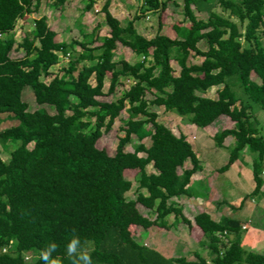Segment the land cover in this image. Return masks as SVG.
<instances>
[{"label":"trees","instance_id":"trees-1","mask_svg":"<svg viewBox=\"0 0 264 264\" xmlns=\"http://www.w3.org/2000/svg\"><path fill=\"white\" fill-rule=\"evenodd\" d=\"M66 1L55 0L54 7L63 10ZM99 2L109 28L99 48H90L100 40L97 28L84 34L83 43H61L47 19L40 18L33 21L30 37L17 46L25 51L24 58L13 59L18 23L38 12L41 0H0V115L17 122L0 132V144L7 148L10 142L19 143L9 161L0 158V264H43L40 250L53 242L59 264H72L66 245L74 235L93 242V264H264V255L243 248L240 221L223 217L216 222L208 213L195 212L192 223L171 202L192 196L189 185L201 165L187 138L177 136L150 110L163 107L202 130L230 119L234 128L213 137L217 148L230 150L220 172L228 171L248 149L254 156L255 182L248 197L264 199V137L252 121L251 105L234 91L239 86L264 111V42L259 37L264 32V0H183L184 22L172 27L174 39L162 31L166 12L179 7L176 0H138V12L125 27L110 12L112 0H87L84 10L91 12ZM213 3L224 15L209 8ZM193 7L208 9V19L199 20ZM149 16L159 22L152 39L135 28L136 21ZM202 42L206 50L200 48ZM118 45L142 60L134 65L115 61ZM61 56L68 66L52 77ZM191 58L203 61L194 64ZM173 63L180 68L179 76ZM44 78L51 80L46 83ZM123 78L132 81L123 96L100 101L106 96V80L113 95ZM26 87L38 106L51 107L55 114L46 109L29 112L23 101ZM219 87L217 99L204 97ZM123 113L128 117L110 156L98 143ZM134 137L138 146L126 152ZM227 139L233 140L232 148L225 145ZM187 162L191 169H184ZM150 165L155 173L147 172ZM132 172L139 190L145 191L136 200L127 199L133 184L126 175ZM139 206L155 219L144 217ZM171 216L174 228L184 224L202 234L199 244L209 252V261L199 256L197 262L167 259L137 242L138 229L170 231Z\"/></svg>","mask_w":264,"mask_h":264},{"label":"rangeland","instance_id":"rangeland-1","mask_svg":"<svg viewBox=\"0 0 264 264\" xmlns=\"http://www.w3.org/2000/svg\"><path fill=\"white\" fill-rule=\"evenodd\" d=\"M176 2L179 3V7H172V9H169L163 19L164 26L166 27L163 29V33H168V35H170L172 38H176V35L172 29L174 24L184 22L183 0H176ZM55 4V0H41V5L38 12L27 16V19L18 23L17 29L15 31V38L17 41V45L15 46L16 50H14L11 55L13 59L24 58L25 51L23 49H17V46L23 42L25 36L30 37V33L33 29V21L36 19L46 18L47 24L50 26L51 30H53L58 35V41L61 43H83L86 41L84 39V34H90L93 30H96V28V32L99 34H104L102 29L109 33V28L106 26L105 22V15L101 12L103 7L102 3H100L101 5L94 6L91 12H86L84 10L87 5V0H67L63 6V10L54 7ZM111 4L112 6H110V8H113L114 15L120 19V23L123 27L127 26L128 22L134 19L139 9L137 0H113ZM210 7H213L212 10L214 12L223 14L222 10L217 7L216 4L213 3V5L209 6V8ZM193 10L195 16L199 20L206 21L208 19V12H210L208 9L201 12V10L193 7ZM158 28L159 22L157 16L143 18L136 24L137 32L141 31V33L149 31L152 35H155L158 32ZM259 37L261 41L264 42V32L259 33ZM101 44L102 41H98L95 44H92L90 48H99ZM200 48L202 50H206L207 46L204 42H202L200 44ZM75 50L80 51V48L75 47ZM95 53L97 55L100 53V51L97 49ZM134 55L135 54H133L131 50L123 47L122 45H118L117 50L115 51L114 60L117 62L127 61L131 64H136L141 61L140 58H137ZM202 61L203 59L201 58H191L190 60V62L194 64H201ZM67 66L68 60L61 56L60 64L52 69V77L60 73ZM173 68L175 71L174 75L179 76L180 68L174 63ZM252 79L256 82H259V80L254 75ZM42 80L48 83L51 78H44ZM92 84H94V80H92ZM131 85V80L123 78L121 79L120 85L116 89V92L113 95H109V80L107 79L106 85L104 87V93L106 96L102 97L100 101H116L119 97L123 96V94L131 87ZM222 88L223 87L212 88L204 95V97L217 99L218 91ZM234 91L237 96L251 105L252 111L250 114L252 115V121L255 123L257 130L259 131V135L264 137V111H262L259 106L249 101L248 97L244 94L243 90L239 86L234 87ZM147 99L148 101H151L154 99V97L149 94ZM23 101L27 103L29 112H35L39 109H46L49 114H55V110L53 108L47 106H38L36 104L33 91L30 87H26L24 89ZM150 110L151 112H154L158 115L159 122L167 125V127L170 128L177 136L184 135L187 138V141L191 143L195 153L200 156L198 158L202 161H205V168H218L220 170L227 165L230 159V150L228 148H217L213 137L220 131L234 128V123L230 119L223 118L212 127L202 130L196 128L195 126L189 125L182 118H179L175 114L167 113L161 107L152 106L150 107ZM127 117V114L123 113L121 118L116 121L112 131L108 134H105L98 143V148L105 150L110 156L115 154L118 144V136L120 134L119 129L123 125L122 120H126ZM0 121V132L17 124L16 121L11 122L7 118V115H0ZM143 143H145L146 146H149L150 140H145ZM138 144L137 138L134 137L132 139V143L126 147V152H134ZM225 145L232 148L234 145L233 140L227 139ZM18 146V142H10L7 145V148L2 147L0 144V158L5 162L9 161L11 153ZM31 147L32 146H30V148ZM140 156L144 157V155ZM243 159L250 164L247 168L244 167L245 165L242 161ZM253 160L254 156L249 152L248 149H246L244 150V153H242V159L238 161L236 166L231 168L230 171L223 172L222 175L219 170L214 172L215 175H208L210 171H206L207 175L205 174V176L202 175L204 177L199 176V178H196L197 182L207 185L208 189L210 190L209 193L211 192V195L208 194V198L199 197L200 199H198L196 193L197 191L193 190L192 188L191 192L193 196L172 199L171 202L175 203L178 207L189 205L191 207V212L201 213L205 211V213H207L209 211L212 213L214 221H219L222 215H227L230 213L233 214L231 217L232 219H236L245 225L243 226L242 232L243 248L247 251L264 255L263 239L258 241V250L251 249V243L249 242L250 236H261L262 233L260 232L264 231V199H260L258 197H247L245 200V194L251 192L255 186L252 174ZM200 163L202 162L200 161ZM191 168L192 165L190 162H187L184 169ZM147 172L155 173V169L152 165L147 168ZM220 176L227 180L225 181V185L229 186L231 191L233 190L235 194L239 196V201L236 202V199H234L232 202L235 206L227 205V207L221 204V197H224L225 199L226 196H228L226 195L228 191L222 188V186H217L216 182L219 180L218 178H220ZM216 177L218 180H216ZM126 178L133 184L132 190L127 194V199L136 200L138 193H144L145 191L139 190L138 177L135 172L127 173ZM201 188L204 189L205 186H202ZM195 189L197 190L196 187ZM242 199L244 200V207H241V204L243 203ZM139 209L144 217L150 218L152 220L155 219L153 212L141 206H139ZM182 210L185 217V214H190V211L187 209ZM190 215L186 218L194 223V217H190ZM167 221L168 223H171L172 221L174 222V216L169 217ZM182 225L183 227H180L179 230H175L176 232L163 231L158 228H152L147 232L143 231L142 229H138L135 239L140 245L159 251L161 255L167 259L183 258L189 262H197L199 256L202 259L209 261L211 257L209 252L199 244L202 239V234L200 232L194 233L193 231L189 230L186 225Z\"/></svg>","mask_w":264,"mask_h":264},{"label":"crops","instance_id":"crops-1","mask_svg":"<svg viewBox=\"0 0 264 264\" xmlns=\"http://www.w3.org/2000/svg\"><path fill=\"white\" fill-rule=\"evenodd\" d=\"M113 1V0H112ZM138 1V0H137ZM101 2H99L97 5H101L100 4ZM138 4H139V2H138ZM179 4V3H178ZM111 6H112V4H111ZM139 7H140V4L138 5ZM64 9V8H63ZM110 12H111V14H112V16L113 17H115L119 22H121L120 21V19L117 17V16H115L114 15V12H113V8L111 7L110 8ZM23 21V20H22ZM22 21H20V22H22ZM140 21V20H139ZM139 21H136L135 22V28H136V24H137V22H139ZM19 22V23H20ZM50 27V26H49ZM164 28H166L165 26H164ZM163 28V29H164ZM100 30H101V28H100ZM102 32H104V34L102 33H98V35H99V39L100 40H98V41H101V39H103V38H105L106 36H108V33H107V31H105V30H103L102 29ZM138 34H140L141 36H143L144 38H146V39H152V38H154L155 37V35L153 34H151L149 31H145V33H141V31H138ZM162 34L163 35H166V36H168V37H170V38H172L170 35H168V33H163V31H162ZM172 39H174V38H172ZM132 52V51H131ZM134 54V53H133ZM135 57H137L136 55H134ZM137 58H139V57H137ZM141 60H142V58H140ZM129 63V62H128ZM131 64V63H130ZM132 65H134V64H132ZM94 85V84H93ZM105 85H106V82H105ZM162 109H164L163 107H161ZM165 110V109H164ZM171 114V113H170ZM167 126V125H166ZM190 143V142H189ZM191 144V143H190ZM243 153H244V151H243ZM197 154V153H196ZM197 156L198 157H200L198 154H197ZM199 159V158H198ZM242 159V155H241V158H240V160ZM239 160V161H240ZM199 161H201L202 163H200V165H201V170L198 172V173H196L193 177H192V179H191V183H190V185H189V188H190V191L192 190V188H193V190H195V191H197L196 193H197V198L198 199H200V198H208L209 197V195H211V192L209 193V189H208V187H207V185H205L204 183L202 184V183H199V182H197L196 181V178H199V176H202V175H204L205 176V174L207 175V172L206 171H210L209 172V174L208 175H215V171L216 170H219L218 168H215V169H210L209 167L208 168H205L204 166H206L205 165V161L203 160H200L199 159ZM243 161V163H244V167L245 168H247L250 164L249 163H247V161L246 160H242ZM238 162H236L231 168H234L235 166H236V164H237ZM187 164V163H186ZM185 164V165H186ZM204 164V165H203ZM231 168L228 170V171H230L231 170ZM208 169H210V170H208ZM221 170V169H220ZM219 170V171H220ZM227 171V172H228ZM253 172V171H252ZM253 174V173H252ZM221 175H222V172H221ZM204 176H202V177H204ZM219 179V180H218ZM217 179V177H216V180H218L216 183H217V186L219 187V186H222V188H224V189H226V191H228L227 192V194L226 195H228V196H226V198L224 199V197H221V204L222 205H224V206H227V205H229V206H233L234 204L232 203L233 202V200L234 199H236L235 201L237 202V201H239V196L237 195V194H235V192L232 190L231 191V189H230V187L229 186H227V185H225L226 184V182L225 181H227V180H225V178L224 177H221L220 176V178H218ZM216 185V184H215ZM202 186H205V188L203 189V188H201ZM195 187L197 188V190L195 189ZM206 189H208V190H206ZM254 189H255V186H254ZM254 189L253 190H251V192H249V193H247V194H245V200H246V197H248L253 191H254ZM199 192V193H198ZM223 193H225V192H223ZM209 194V195H208ZM192 196H193V194H192ZM231 196V197H230ZM184 197V196H183ZM200 197V198H199ZM220 197V196H219ZM180 198H182V197H180ZM243 198V197H242ZM175 199H178V198H175ZM227 200V201H226ZM242 201H243V205H244V200L242 199ZM253 202H254V200H253ZM242 205V204H241ZM235 206V205H234ZM228 207V206H227ZM244 207V206H243ZM181 208L182 209H187L188 211H190L191 209V207L189 206V205H185V206H181ZM242 209V208H241ZM203 212H205V211H203ZM192 213H195V212H191L190 211V214H192ZM212 218H213V215H212V213H210L209 211L207 212ZM190 214H185L186 215V217L187 216H189ZM232 215L233 214H225V215H222L221 216V218H223V217H229V218H231L232 217ZM190 217H192V215H190ZM221 218L219 219V221L221 220ZM236 220V219H235ZM219 221H216V222H219ZM173 221L171 222V223H168V221H167V224L169 225V226H172L173 225ZM242 225L243 226H245L243 223H242ZM180 227H183V225H180V226H178V228H174L173 226H172V229L169 231V232H176L175 230H179V228ZM260 233H262V235L261 236H250L249 237V242L251 243V249H259V242L258 241H260V239H263V241H264V231H262V232H260ZM258 247V248H257Z\"/></svg>","mask_w":264,"mask_h":264},{"label":"clouds","instance_id":"clouds-1","mask_svg":"<svg viewBox=\"0 0 264 264\" xmlns=\"http://www.w3.org/2000/svg\"><path fill=\"white\" fill-rule=\"evenodd\" d=\"M56 248L57 245L53 242L40 250V260L43 264H59L58 259L53 257ZM92 251L93 242L81 241L76 235L66 245V252L68 257L72 258V264H93Z\"/></svg>","mask_w":264,"mask_h":264},{"label":"built area","instance_id":"built-area-1","mask_svg":"<svg viewBox=\"0 0 264 264\" xmlns=\"http://www.w3.org/2000/svg\"><path fill=\"white\" fill-rule=\"evenodd\" d=\"M6 250H4V252H5Z\"/></svg>","mask_w":264,"mask_h":264}]
</instances>
